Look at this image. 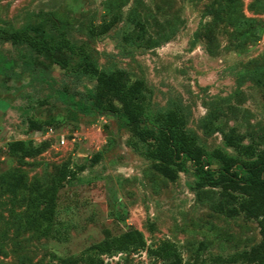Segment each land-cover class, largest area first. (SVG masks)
I'll return each instance as SVG.
<instances>
[{
	"label": "rangeland",
	"instance_id": "374dc122",
	"mask_svg": "<svg viewBox=\"0 0 264 264\" xmlns=\"http://www.w3.org/2000/svg\"><path fill=\"white\" fill-rule=\"evenodd\" d=\"M212 5L223 19L208 15ZM115 12L121 20L101 33ZM50 16L61 31L51 30ZM137 21L145 23L146 37L170 39L156 47L126 40ZM28 24L44 25L53 42L65 35L75 49L40 53L0 38L1 55L13 62L0 72V264H86L91 245L128 225L140 229L150 247L175 242L184 264H251L230 259L261 242L257 219L218 211L221 189L200 186L203 170L193 163L170 181L153 168L144 144L132 146L136 139L116 117L84 113L77 104L89 102L96 80L77 67L85 50L104 69L124 68L145 79L151 111L179 110L210 152L239 156L213 126L235 128L246 143L264 134V0H0V27ZM40 68L48 69L49 81L33 80ZM213 108L220 114L207 121ZM30 120L41 129L31 130ZM19 139L44 149L20 158L9 150ZM98 152L101 159L93 163ZM64 164L85 169L60 188L55 230L46 235L27 225L34 214L29 198L41 203L42 189ZM221 165L206 157L204 170L218 174ZM16 169L26 173L28 188L14 196L7 180ZM117 212L128 218L118 219ZM103 258L108 264H161L144 249Z\"/></svg>",
	"mask_w": 264,
	"mask_h": 264
},
{
	"label": "trees",
	"instance_id": "16d2710c",
	"mask_svg": "<svg viewBox=\"0 0 264 264\" xmlns=\"http://www.w3.org/2000/svg\"><path fill=\"white\" fill-rule=\"evenodd\" d=\"M208 15L213 16L214 21L223 19L222 11L214 5L207 8ZM111 21L105 22L100 32L110 31L122 18L121 12H115ZM51 21V30L61 31V24L48 17ZM255 21L254 19L247 20ZM138 30L134 34H126L125 39L156 47L162 41H168L169 36L160 39L153 36L146 37L147 30L144 22L137 21ZM45 27L42 24H28L19 28L0 27V38L10 41L12 44H27L37 52H59L64 53L68 48H75L71 41L62 36L58 42H53L45 35ZM208 39V38H207ZM209 42V41H208ZM83 59L77 69L80 73L89 75L96 80V85L90 93L89 102H79V108L88 114L113 115L122 122L129 130L136 142L132 146L136 149L139 143L144 144L145 156L152 161L153 168L170 181L177 180L179 173L185 170L188 162L203 170L202 185H211L221 189L218 194L215 208L228 216H237L244 213L246 217L257 219L262 240L250 250L239 252L231 261H244L251 264H264V134L261 139L252 135L248 143L242 134L235 128L225 131L222 126H213L222 130L224 139L228 146L234 147L239 156L230 155L216 148L210 152L205 146L198 142L197 135L188 129V121L184 114L175 108L151 111L152 89L143 78H132L124 68L107 70L83 51ZM69 61L65 58L60 60L63 68L68 66ZM13 66V62L0 53V72L6 71ZM48 69L40 68L33 71V80L42 82L49 81ZM264 75V72H262ZM240 82V86H241ZM236 106H231L234 111ZM218 111V112H217ZM220 108H213L207 121L218 118ZM210 123H208V128ZM207 127V123L204 125ZM212 127V126H211ZM31 130H40L41 125L36 120H30ZM44 146H36L33 141L23 139L14 140L9 144L12 154L20 157H33L40 154ZM216 158L222 165L218 174L210 169L204 170L205 158ZM101 159V153H96L92 162L97 163ZM85 166L77 169L70 168L64 164L58 176L52 183L42 189L41 203L30 199L34 214L28 220V226L41 230L42 233L51 235L57 221L58 192L69 179L76 178L77 174L84 170ZM26 173L16 169L10 173L7 180L8 191L17 196L19 191L27 189ZM43 205V207H41ZM128 212H117V218L126 220ZM144 249L149 254L161 259V264H184L183 257L177 244L171 240H163L156 247L147 244L145 234L138 228L128 225L126 231L119 235L108 236L104 240L90 246L91 251L86 264H108L103 254L115 252H128ZM119 264V263H116Z\"/></svg>",
	"mask_w": 264,
	"mask_h": 264
},
{
	"label": "built area",
	"instance_id": "2783aa9c",
	"mask_svg": "<svg viewBox=\"0 0 264 264\" xmlns=\"http://www.w3.org/2000/svg\"><path fill=\"white\" fill-rule=\"evenodd\" d=\"M61 143L62 144H65L66 143V140H65L64 136L61 138Z\"/></svg>",
	"mask_w": 264,
	"mask_h": 264
}]
</instances>
